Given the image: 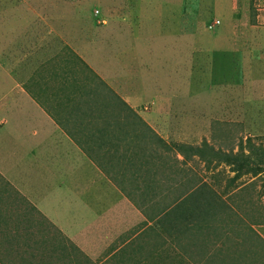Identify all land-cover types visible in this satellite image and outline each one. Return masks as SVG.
<instances>
[{
    "label": "rangeland",
    "instance_id": "1",
    "mask_svg": "<svg viewBox=\"0 0 264 264\" xmlns=\"http://www.w3.org/2000/svg\"><path fill=\"white\" fill-rule=\"evenodd\" d=\"M112 39L127 65L110 61ZM99 42L103 62L89 58L93 72L70 68L89 71L80 68L98 110L118 114V142L105 141L101 156L122 193L104 213L113 224L84 246L93 254L66 264H232L250 249L264 264V250L246 240L248 226L264 239V0H0V81L37 78L49 66L32 63L37 49L53 58L54 47ZM25 56L32 64L22 69ZM153 58L165 60L167 81L141 80ZM114 94L122 100L113 110ZM192 196L202 199L196 207ZM176 203L197 225L170 237L157 219ZM16 235L4 238L7 250Z\"/></svg>",
    "mask_w": 264,
    "mask_h": 264
},
{
    "label": "crops",
    "instance_id": "2",
    "mask_svg": "<svg viewBox=\"0 0 264 264\" xmlns=\"http://www.w3.org/2000/svg\"><path fill=\"white\" fill-rule=\"evenodd\" d=\"M111 41L113 45H107L110 61L127 65L131 60L123 53L124 48L118 46L119 41ZM97 46L87 51L84 47L81 50L54 47L53 58L44 57L45 52L37 49L32 63L49 62L48 68L39 65L40 74L33 72L37 78L0 81V236L3 242L4 238L7 241L17 234L18 241L11 244L12 251L4 247V242L0 244V264H66L81 252L93 254L89 246H84L96 240L95 231L113 224L104 213L112 214L108 210L120 203L122 192L120 185L116 186L109 178V173H113L105 170L101 154L105 141L113 144L120 135V124H113L118 114L104 115L98 110L100 97L86 89L91 78L81 75L89 71L80 66L83 63L88 67L89 58L103 62L100 58L103 43ZM24 59L26 56L18 61L22 69L32 64L27 61L30 57ZM76 62L80 65L74 68L78 71L75 74L70 67ZM164 62L153 58L150 72L141 80L167 81L166 71L161 67ZM54 72L58 75L53 76ZM114 96L112 99L116 101L108 100L113 110L114 102L122 100ZM247 229L250 235H246L249 236L246 240L252 242L251 247L257 244L264 250V239L255 235L250 226ZM224 237L230 242L228 235ZM213 240L221 246L215 237ZM235 242L240 245V238L230 244ZM29 246L41 249L32 255L27 250ZM247 251L246 256L239 253V259L235 256L232 264H257L258 256L251 249ZM222 259L221 264L225 262Z\"/></svg>",
    "mask_w": 264,
    "mask_h": 264
},
{
    "label": "trees",
    "instance_id": "3",
    "mask_svg": "<svg viewBox=\"0 0 264 264\" xmlns=\"http://www.w3.org/2000/svg\"><path fill=\"white\" fill-rule=\"evenodd\" d=\"M176 146L178 148V151L179 150L181 151V149L183 148L184 145L183 144H177ZM196 191H197V193H200L199 188H197ZM192 199H195V201L193 200V201L189 202L191 204V205L188 204L190 207L191 206L192 207L198 206L200 204V200H202L196 196L195 197L192 196ZM172 200L173 199H171V201H169V204L171 202L175 201V200H173V201ZM184 201L187 202L188 198L184 199ZM179 206H180V204H178V203L173 204V207L164 213V215H163L164 217H162V219H157L160 226L166 224V228H168L170 230V233L168 232V235L170 234V237L171 236L173 237V235L177 232H183V233L186 232V229H189L191 222H192L191 228L193 226L197 225V223H196L197 219H195L193 216H192L193 219H187L185 216V212L181 211V208ZM178 209H179V212H178ZM211 233H212V231H211ZM212 236H213V238L214 237L218 238L217 235L215 236L213 233H212Z\"/></svg>",
    "mask_w": 264,
    "mask_h": 264
}]
</instances>
